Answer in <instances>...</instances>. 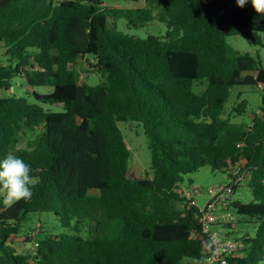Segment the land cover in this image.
I'll use <instances>...</instances> for the list:
<instances>
[{
	"label": "trees",
	"instance_id": "1",
	"mask_svg": "<svg viewBox=\"0 0 264 264\" xmlns=\"http://www.w3.org/2000/svg\"><path fill=\"white\" fill-rule=\"evenodd\" d=\"M104 1L0 0V90L7 92L0 95V159L23 158L34 181L30 200L5 206L0 196V264H202L211 244L195 235L198 207L179 184L200 167L225 173L239 160L253 199L231 209L257 226L227 264H257L264 259V92L256 111L246 112V99L232 107L246 114L240 122L224 105L233 86L264 82L259 58L226 41L242 35L264 47V19L235 0H143L138 8ZM109 17L132 26L156 18L166 32H113ZM87 57L89 74L102 78L94 85L75 69ZM14 78L23 92H15ZM194 83L203 89L195 92ZM127 120L147 137L149 177L129 165L118 126ZM23 134L31 137L18 147ZM38 212L52 213L63 231L17 252L10 238Z\"/></svg>",
	"mask_w": 264,
	"mask_h": 264
},
{
	"label": "rangeland",
	"instance_id": "2",
	"mask_svg": "<svg viewBox=\"0 0 264 264\" xmlns=\"http://www.w3.org/2000/svg\"><path fill=\"white\" fill-rule=\"evenodd\" d=\"M60 1V0H58ZM143 0H105L104 6L107 7H119V8H138L144 6ZM155 17V16H154ZM107 27L113 32H120L122 34L134 35L136 37L145 38L148 35H154L157 37H164L166 32L165 23L153 18L152 20L145 22L138 26H132L128 24L124 18L112 19L108 18ZM229 46L236 52L249 53L252 56H257L260 60L261 66L264 67V47L250 45L245 36L235 35L228 36L226 38ZM3 49L0 48V64H6L3 58ZM90 58H81L76 61L75 69L78 74L79 81H87L88 84L94 85L99 83L102 78L97 75L89 74L87 60ZM255 75L256 72H250ZM15 92L24 91L21 84L20 78H14ZM19 86V87H18ZM24 86V85H23ZM202 87L193 85L195 92H199L203 89ZM37 91L46 92L50 91L51 88L38 86L35 88ZM28 90V89H27ZM13 91V88L9 89V92ZM264 92V89L256 88L254 85H236L230 89V94L224 105V113L230 116L232 122H240L244 120L246 114L236 115L232 111L237 102L241 99H246L245 110H257V104L260 101V94ZM6 91L0 90V95H6ZM52 110H58V106H51ZM118 126L123 134L124 140L126 141L129 150V165L132 166L138 174L143 176H151L152 172L150 169V150L148 147L147 137L143 133V129L140 123L134 120L120 121ZM31 134L21 135V139L18 143V147H26L28 139ZM225 173L221 170H212L210 166L205 165L200 167L194 172L184 175L183 181L179 184V189L183 191L184 196L191 200V203L201 208L210 198L208 193L209 188H213L217 185L226 182ZM248 180L240 182L234 192L233 199L247 203L253 199L250 188L248 187ZM0 196L3 198L2 194ZM181 206V204H180ZM232 213H234L231 210ZM237 216V220L231 224V227L226 226H212V230L220 229V236H229L232 238L243 237L245 235L254 236L257 226L255 219H250L245 216ZM20 233L17 236L10 238L8 242L17 252H28L33 247V242L43 237L47 232L58 233L62 232L63 229L60 227L58 218L50 212H38L28 213L24 220L20 224ZM34 232V236L27 238V234ZM257 264H264V259L259 261Z\"/></svg>",
	"mask_w": 264,
	"mask_h": 264
},
{
	"label": "built area",
	"instance_id": "3",
	"mask_svg": "<svg viewBox=\"0 0 264 264\" xmlns=\"http://www.w3.org/2000/svg\"><path fill=\"white\" fill-rule=\"evenodd\" d=\"M257 87L264 89V82L258 83ZM243 167L241 160L232 163L225 172L226 182L209 188L210 198L203 207L198 208L197 222L200 231L195 235L201 240L207 239L211 244V251L202 264H227L228 257L240 256L246 246L242 237L220 236V229H211L212 226L218 225L227 227L237 220L236 214L231 212V205L235 201L232 196L236 186L249 178Z\"/></svg>",
	"mask_w": 264,
	"mask_h": 264
},
{
	"label": "clouds",
	"instance_id": "4",
	"mask_svg": "<svg viewBox=\"0 0 264 264\" xmlns=\"http://www.w3.org/2000/svg\"><path fill=\"white\" fill-rule=\"evenodd\" d=\"M235 3L239 8L251 4L260 18L264 19V0H235ZM30 173L31 165L19 156L10 153L0 159V194L3 196V205L12 206L20 200L31 199L34 181Z\"/></svg>",
	"mask_w": 264,
	"mask_h": 264
}]
</instances>
